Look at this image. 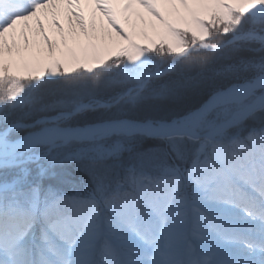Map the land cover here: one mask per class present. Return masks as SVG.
I'll list each match as a JSON object with an SVG mask.
<instances>
[{
  "label": "snow or ice",
  "instance_id": "obj_1",
  "mask_svg": "<svg viewBox=\"0 0 264 264\" xmlns=\"http://www.w3.org/2000/svg\"><path fill=\"white\" fill-rule=\"evenodd\" d=\"M0 264H264V0H0Z\"/></svg>",
  "mask_w": 264,
  "mask_h": 264
},
{
  "label": "rangeland",
  "instance_id": "obj_2",
  "mask_svg": "<svg viewBox=\"0 0 264 264\" xmlns=\"http://www.w3.org/2000/svg\"><path fill=\"white\" fill-rule=\"evenodd\" d=\"M174 178L176 179L175 185L173 186V189H175V191L172 194L177 199H180L183 196L182 185L181 187L178 185V182L181 183L180 176L176 175L174 176ZM232 182L240 187H243L241 182L236 177H232ZM188 193L189 195L191 194L190 188L188 189ZM161 199H164V197H161ZM159 223L160 217L157 211L153 207H150L148 204H146L145 201L142 203L138 202L137 225L141 229V231L146 233L157 226Z\"/></svg>",
  "mask_w": 264,
  "mask_h": 264
},
{
  "label": "trees",
  "instance_id": "obj_3",
  "mask_svg": "<svg viewBox=\"0 0 264 264\" xmlns=\"http://www.w3.org/2000/svg\"><path fill=\"white\" fill-rule=\"evenodd\" d=\"M168 163L170 164V165H175L176 163H177V161L175 160V159H173L172 157H169L168 158ZM147 182V181H146ZM175 182H176V179L173 177V178H171L170 180H169V183H168V187L169 188H173V186L175 185ZM177 184V183H176ZM178 185L181 187V183L180 182H178ZM129 192H131L132 191V189L131 188H129V189H127ZM144 200H140V202H143Z\"/></svg>",
  "mask_w": 264,
  "mask_h": 264
}]
</instances>
